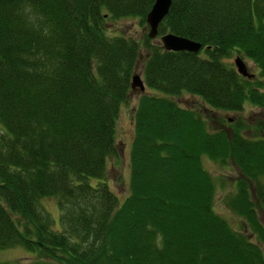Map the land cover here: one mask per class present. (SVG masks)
Segmentation results:
<instances>
[{"label": "trees", "instance_id": "1", "mask_svg": "<svg viewBox=\"0 0 264 264\" xmlns=\"http://www.w3.org/2000/svg\"><path fill=\"white\" fill-rule=\"evenodd\" d=\"M152 1L0 0V248L22 246L24 264H264L251 198L264 207V121L239 114L246 101L264 110V0H171L153 38L104 31L108 17L142 23ZM167 31L199 50L163 49ZM232 51L257 65L252 77L224 60ZM137 68L146 90L118 201L106 162ZM184 92L202 104L179 105ZM213 110L238 114L217 118L227 128ZM204 159L239 170L222 202L256 241L214 210Z\"/></svg>", "mask_w": 264, "mask_h": 264}, {"label": "rangeland", "instance_id": "2", "mask_svg": "<svg viewBox=\"0 0 264 264\" xmlns=\"http://www.w3.org/2000/svg\"><path fill=\"white\" fill-rule=\"evenodd\" d=\"M104 31L109 35L114 33H122L124 35L139 38L143 33H146L147 26L144 21L139 23V20L136 16L128 15L108 17L104 22ZM235 55H239L244 60L249 71L253 73L257 72V65L250 58L238 54L235 51H232L230 55L224 58V60L234 66L233 57H235ZM134 72H137L140 75L139 68H137ZM144 89L146 90V87H144ZM138 93V90H131L129 101L121 108L119 119L116 123V154L113 157L110 156L106 162V179L110 188L116 193L118 201H121L122 198L128 193V155L133 133L130 120V108L135 103ZM173 99L181 106H194L202 104L198 97L186 92L178 96H173ZM236 114L238 113L224 110H213L208 113V118L211 124L215 126L221 125L228 128L226 122L221 120V122L224 123L223 124L220 121H217V118H225L226 116L233 118V116ZM239 114H241V116H243V118L249 123H253V121L256 120L264 121V110L247 101L243 104ZM250 130L252 131V129L246 130L247 135H252ZM203 164L216 178V191L212 203L214 210L217 213L223 215L231 227L241 230L252 241H256L254 235L251 233V229L238 220V218L222 202L223 195L225 192L232 189V181L240 174L237 167H235L230 160L226 165L220 166L214 161L204 159ZM251 198L254 201L256 216L259 222L264 225V207L260 206L255 201L253 195H251ZM40 201L41 207L47 216L52 219H57L58 209L54 199L44 197ZM33 258V254L20 245L0 248V261H5L12 264H24Z\"/></svg>", "mask_w": 264, "mask_h": 264}, {"label": "water", "instance_id": "3", "mask_svg": "<svg viewBox=\"0 0 264 264\" xmlns=\"http://www.w3.org/2000/svg\"><path fill=\"white\" fill-rule=\"evenodd\" d=\"M171 0H153L149 9L144 15V22L147 26L146 35L153 38L157 34V25L167 13ZM158 41L165 50H186L197 52L201 46L200 42L172 33L170 31L158 35ZM233 64L238 73L246 77H252L253 72L249 71L244 60L239 56L233 57ZM131 90L142 91L144 83L137 72H133L130 76Z\"/></svg>", "mask_w": 264, "mask_h": 264}]
</instances>
